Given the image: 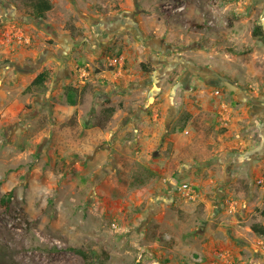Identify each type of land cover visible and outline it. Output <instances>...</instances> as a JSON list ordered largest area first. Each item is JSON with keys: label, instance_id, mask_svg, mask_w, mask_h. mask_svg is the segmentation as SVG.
I'll return each mask as SVG.
<instances>
[{"label": "rangeland", "instance_id": "rangeland-1", "mask_svg": "<svg viewBox=\"0 0 264 264\" xmlns=\"http://www.w3.org/2000/svg\"><path fill=\"white\" fill-rule=\"evenodd\" d=\"M50 1L52 9L43 19H35L19 0H0V264L215 262L204 247L207 227L211 229L214 224L210 215L219 204L212 199L214 193L185 178L193 185L196 197L178 192L172 204H159L160 193L154 189L159 177L143 163L148 156L153 160L152 151L158 146L155 135L145 136L149 151L139 142L128 150L130 159L117 160L121 168L114 169L113 184H101L94 190L106 177L92 170H84L86 177H82L76 164L77 146H81L88 130L81 128L77 112H67L62 89L64 85L75 88L77 100L84 103L86 111H91L103 95H117L118 85L126 90L121 96H130L132 101L144 96L138 104L143 106L146 81L161 79L172 84L191 68L205 71V75L212 72L214 78H225V85L231 81L239 91L264 100V41L254 39L252 34L253 28L262 23L264 0ZM125 14L133 15L136 30L123 26L119 30L101 29L100 21ZM68 35L75 43L80 38L91 43L97 35L101 40L94 42L95 47L92 43L77 44L65 54L60 49L70 40ZM109 37L114 40L102 51L97 46ZM119 56L122 62L111 64ZM141 63L147 65V71L139 67ZM172 68L174 72L167 76ZM45 69L50 70L45 89L27 88ZM63 69L70 74L65 81L59 78ZM99 73L107 78L98 79ZM82 74L85 76L79 77ZM187 78L196 86L190 93L179 89L177 104L166 84L154 95V102L158 103L159 95L165 92L166 107L158 111V118L163 125L171 108L177 109L173 131L179 136L180 156L185 157L188 149L194 151L187 159L206 168L219 162L221 139L230 130L233 117L226 120L222 112L225 89L210 88L196 75ZM50 83L57 86L49 95ZM215 89L219 95L214 94ZM230 106L248 105L235 102ZM131 111L126 109L115 121V129ZM247 119L243 127H248ZM94 123L104 128L107 121L97 118ZM188 124L191 129L185 132ZM164 138L166 135L161 143ZM173 146L174 142L167 143L166 156L174 151ZM241 149L229 151L235 154ZM143 150L148 151L147 159L138 160L136 156ZM192 155L201 161H195ZM197 173L200 181L208 179L202 169ZM244 181L230 184L235 194L232 197L255 196L253 212L261 211L264 191L251 197L252 188ZM215 182L217 185L219 179ZM261 187L264 180L256 183L257 190ZM75 250L82 251L86 258ZM248 260H220L216 264H249Z\"/></svg>", "mask_w": 264, "mask_h": 264}, {"label": "crops", "instance_id": "crops-1", "mask_svg": "<svg viewBox=\"0 0 264 264\" xmlns=\"http://www.w3.org/2000/svg\"><path fill=\"white\" fill-rule=\"evenodd\" d=\"M67 38L70 40H68L67 44H63L64 46L60 49L65 54H68L79 42L91 44L87 38H80L76 43L71 36L68 35ZM93 47L95 46L93 45ZM87 49L91 52L90 48ZM173 72H167L166 75L169 76ZM69 75V71L64 69L59 72V78L64 79V81L69 79ZM82 75H79V77H82ZM178 76L180 77H176L172 84L169 82L166 83V80L161 79L158 81H146V86L143 89L144 93L148 91L145 95V103L143 106H138V104L140 102L139 100L144 96L136 98L137 101H132L130 96L124 94L121 96L120 93L126 91L122 85L116 87L117 95L112 96L113 93H110V95H103L99 100L95 101L91 111H86L83 106L84 103L77 99L76 105L66 103L67 112L68 110H71V113L77 112V118L81 122V128L88 130L84 133V137L86 135L87 137L81 142V146H77L79 155L76 158V164L81 168L83 178L86 177V173L83 172L84 170L86 172L87 170H92L96 174L103 173L106 178L98 181L97 186L94 188V190H98L101 184H113L115 182L112 176L115 173L114 169L116 167L118 168L119 166L121 168L117 163L120 160L119 158L123 160L130 159L128 150L130 151L139 142L140 144H144L145 148L149 151V142L145 136L155 135L158 137V146L152 151L153 160H149V156L147 155L148 151L146 152L145 150L138 154L136 158L138 160L141 158L147 159L148 156L147 160L149 162L147 163V160L146 162L144 161V165L156 178L159 177L154 186V189L160 193V197L158 198L159 204H172L175 193L178 194V192L170 189L168 181L170 178L175 177L176 179H181L182 181L179 182H186L187 179L191 178L192 181L190 183H199L203 187L208 188L207 192L214 193V198L212 199L215 202H219L218 207H214L215 209H213L210 215L211 217L213 216L211 222H214V224L211 226V229L207 227V232L205 233V236L207 235L208 238L204 244L205 249L209 251L207 256L210 260L215 261L211 262V264H216L220 260L227 262L230 259H249V264H264V237L255 234L252 230L253 225L264 228V209L259 212H253L252 209L256 202V197H252V193L264 191V187H261L259 189L260 191L256 189V183L262 184L264 180V159L262 158L264 155V101L253 99L243 91H239L236 85L230 82L226 90L227 94L222 95L224 97L222 99V109L224 110L222 112L224 117L226 120L230 115L233 117L230 120L232 122L230 130L221 139L220 150L222 149L223 153L217 160L219 162H215L213 166H207L206 168L204 166L205 164H194V166L187 159L188 156L194 153V151L192 153L189 151V147H186L188 151L185 157L180 156L181 151L177 143L179 136L178 133L173 131L178 120L177 109H173L174 107L171 108V112H175H173V115H171V112L166 115L164 124L162 125L161 119L158 118L160 114L158 111L164 110L166 107V102H163L165 92L159 95L160 101L158 103L154 102V95L162 91L165 84L168 88H171V95H175L173 97L175 98L176 104L179 100V97L177 98V91L179 89H183L189 93L194 91L196 82H192L187 77L183 80L182 75ZM101 77L107 78L105 74L99 73L97 78L99 79ZM122 82L124 84L127 80ZM30 83L27 85V88L30 86ZM56 86L57 84L50 83L48 86L49 95L55 91ZM235 102L248 106L231 108L230 104ZM115 103L122 104V106H118L117 108L114 105ZM130 108H132V111L123 117L118 123L119 128L115 129V121L119 119L126 109L129 110ZM247 117L249 118L247 119ZM97 118L107 121L106 125L104 124L105 126H103L104 128H101L98 123L95 125L94 121ZM246 119L249 120V125L248 127H243L242 122ZM190 129L191 125L188 124L184 131L188 132ZM164 135H166V138H164L166 140L161 143L162 136ZM128 136L132 137L129 139ZM168 142H174V151L170 156H166L165 154ZM189 144L187 143L186 146ZM241 146H243L242 149ZM239 147L241 150L235 152V154L230 153V149ZM182 158L185 161L180 163L179 159L181 160ZM213 160L216 159L212 158L211 161ZM179 163L180 167L177 169ZM212 167L217 168V172ZM199 168L202 169L203 175H207L208 179L200 181L199 176L196 175L198 170L200 171ZM221 169L224 170L223 176L221 175ZM185 178L187 179L184 180ZM218 179L219 183L214 185V182ZM244 180L252 188L250 190L252 198L244 199L245 196L241 194L232 197L235 194L230 188V184L233 182L243 183L245 182ZM198 191L199 193L197 194L199 196L201 192L200 190ZM258 198L260 200V197Z\"/></svg>", "mask_w": 264, "mask_h": 264}, {"label": "trees", "instance_id": "trees-1", "mask_svg": "<svg viewBox=\"0 0 264 264\" xmlns=\"http://www.w3.org/2000/svg\"><path fill=\"white\" fill-rule=\"evenodd\" d=\"M23 7L26 8L28 15L35 19H43L46 14L52 9V3L50 0H19ZM253 37L254 39L258 41H264V33L261 26H255L253 29ZM142 70L147 71V65L141 63L139 66ZM50 76V70L45 69L41 73H39L30 83L29 89H33L35 91H41L42 89H45V84ZM76 89L73 87H66L65 88V96L67 103L69 105H76L77 103V97H76ZM189 118V117H188ZM187 122V120H186ZM182 129H184V126H182ZM195 161H201V158L194 157ZM264 215V213H263ZM252 230L255 234H258L259 236L264 237V228L263 227H256L252 226ZM76 253L83 256V258H86V255L80 251L75 250Z\"/></svg>", "mask_w": 264, "mask_h": 264}, {"label": "flooded vegetation", "instance_id": "flooded-vegetation-1", "mask_svg": "<svg viewBox=\"0 0 264 264\" xmlns=\"http://www.w3.org/2000/svg\"><path fill=\"white\" fill-rule=\"evenodd\" d=\"M100 27L101 29H110L112 27H115L117 30H119L118 27H128V29H135L136 30V23L135 21L133 20V15L132 14H125L123 17H119V16H116L114 17L113 19H109V20H106V22H101L100 21ZM258 26H261L262 27V23L261 24H258ZM125 29V28H124ZM254 29V28H253ZM263 30V29H262ZM253 32V31H252ZM117 34V33H116ZM100 39V36L97 35L96 38L94 39V41L91 40V43L93 45L94 42H99ZM114 40V37H109L107 38L105 41H100L99 43V46L97 47H101L102 48V51H104L105 49L107 50V45L110 44V42H112ZM85 42L81 43L79 42L78 44H84ZM180 65V63H178ZM188 67V66H187ZM164 68V67H163ZM175 68H172L170 71H174ZM191 68H189V70L187 71H184V73H182V76H183V80H185V78L188 76V77H191V76H198L199 78L202 79V81H205L206 85H208V87L210 88H217V87H220V88H223L225 90H227V87L228 85L224 84L226 82L225 78H222L221 76L217 77V78H214L215 75L214 73H206V75L204 74L205 71L203 72H199V71H196V70H190ZM199 69V68H197ZM166 70V69H165ZM202 73V74H201ZM181 76V77H182ZM231 82V81H230ZM82 85L85 84L84 81H81ZM232 83V82H231ZM68 87L66 85L63 86V89H62V92L65 94V88ZM231 93V92H230ZM264 101V100H263Z\"/></svg>", "mask_w": 264, "mask_h": 264}, {"label": "built area", "instance_id": "built-area-1", "mask_svg": "<svg viewBox=\"0 0 264 264\" xmlns=\"http://www.w3.org/2000/svg\"><path fill=\"white\" fill-rule=\"evenodd\" d=\"M123 58L119 56L118 58H114L112 60L111 64H116V63H121ZM85 76V74L82 75V77ZM81 77V78H82ZM215 95H219L220 92L218 89H215ZM169 186L170 189L173 190L174 192H179L181 195L184 197H195V190L193 189V185L186 183V182H179L178 179L172 177L169 180Z\"/></svg>", "mask_w": 264, "mask_h": 264}, {"label": "water", "instance_id": "water-1", "mask_svg": "<svg viewBox=\"0 0 264 264\" xmlns=\"http://www.w3.org/2000/svg\"><path fill=\"white\" fill-rule=\"evenodd\" d=\"M262 29H263V33H264V17H263V20H262Z\"/></svg>", "mask_w": 264, "mask_h": 264}]
</instances>
